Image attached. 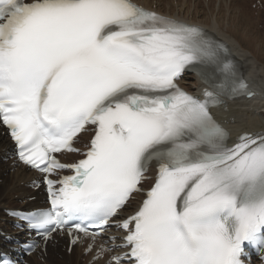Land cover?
<instances>
[{
	"label": "snow or ice",
	"instance_id": "obj_1",
	"mask_svg": "<svg viewBox=\"0 0 264 264\" xmlns=\"http://www.w3.org/2000/svg\"><path fill=\"white\" fill-rule=\"evenodd\" d=\"M186 71L207 85L203 100L179 86ZM252 95L223 44L133 0H0V125L49 203L8 215L44 241L91 238L89 252L115 227L122 241L96 255L119 252L108 264H245L246 248L264 252V134L230 146L211 108ZM152 165L142 205L117 219Z\"/></svg>",
	"mask_w": 264,
	"mask_h": 264
},
{
	"label": "bare ground",
	"instance_id": "obj_2",
	"mask_svg": "<svg viewBox=\"0 0 264 264\" xmlns=\"http://www.w3.org/2000/svg\"><path fill=\"white\" fill-rule=\"evenodd\" d=\"M151 9H155L168 16L178 19L191 20L193 23L205 25L218 32L223 38L229 40L238 54L245 72L252 81V86L257 92V97L243 99L229 104L227 111L222 113L221 119L229 121L232 129L237 134L242 131L264 130V29L257 27L264 24L262 19H253L244 13L240 0H134ZM195 1V5H193ZM176 3V5H174ZM204 3V4H202ZM260 10H256L255 12ZM184 83L190 89L198 88L201 84L194 76H188ZM10 146L8 139L0 134V158L3 151ZM11 168L0 163V217L2 208L15 205V195L19 196V188L14 180L23 177V173H9ZM64 240L58 239L57 245L49 250V259L46 264H80L81 254L72 255L63 252L59 247ZM56 255H60L59 261ZM89 260V259H87ZM31 264H42L32 260ZM87 264V262L85 263Z\"/></svg>",
	"mask_w": 264,
	"mask_h": 264
},
{
	"label": "rangeland",
	"instance_id": "obj_3",
	"mask_svg": "<svg viewBox=\"0 0 264 264\" xmlns=\"http://www.w3.org/2000/svg\"><path fill=\"white\" fill-rule=\"evenodd\" d=\"M233 1V0H232ZM240 2H241V4L243 5V7H246V9H247V12H246V15L248 16V17H250L251 18V15H249V13H248V10H249V5L247 4H245L244 2H243V0H240ZM252 13V12H251ZM262 20L264 21V16L262 17ZM258 28L259 29H261V30H263L264 29V24L261 26V24L258 26ZM0 193H1V191H0ZM9 206H11V205H9Z\"/></svg>",
	"mask_w": 264,
	"mask_h": 264
}]
</instances>
